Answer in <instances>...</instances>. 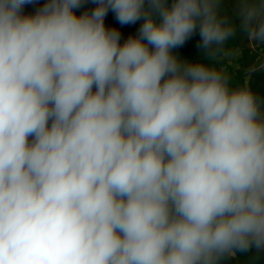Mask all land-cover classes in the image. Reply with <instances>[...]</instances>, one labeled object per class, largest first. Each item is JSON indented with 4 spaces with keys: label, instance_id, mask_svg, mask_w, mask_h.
<instances>
[{
    "label": "clouds",
    "instance_id": "clouds-1",
    "mask_svg": "<svg viewBox=\"0 0 264 264\" xmlns=\"http://www.w3.org/2000/svg\"><path fill=\"white\" fill-rule=\"evenodd\" d=\"M0 0V264H222L264 251V97L204 59L264 0ZM143 21L136 35L105 26ZM264 67V65H262Z\"/></svg>",
    "mask_w": 264,
    "mask_h": 264
},
{
    "label": "trees",
    "instance_id": "trees-1",
    "mask_svg": "<svg viewBox=\"0 0 264 264\" xmlns=\"http://www.w3.org/2000/svg\"><path fill=\"white\" fill-rule=\"evenodd\" d=\"M46 0H37L33 4L26 5L23 9L24 14H34L36 9L43 6ZM96 5L92 3V0H84V3L79 9H76L75 12L77 15L82 14L83 12H91ZM223 13L227 14L235 23H239L236 14L231 9L228 0H223L221 5ZM143 21H137L135 24L121 25L118 20L115 18V15L110 11L105 17V26L107 28H116L121 33V43L126 40L130 35L134 36L137 34L138 29ZM241 33L237 32V35L229 40L225 45V50H233L241 48ZM199 42V35H194L191 40H189L182 48L174 50L175 53L183 60L188 61H201L206 64H210L217 68V61H210L204 59L202 52L197 48ZM230 84L233 87L247 85L254 91L258 96L264 97V67L255 69L249 79V82H246L243 74L236 70L230 72ZM229 264H264V251H257L255 248L251 249L248 252H237L235 258H230Z\"/></svg>",
    "mask_w": 264,
    "mask_h": 264
},
{
    "label": "rangeland",
    "instance_id": "rangeland-1",
    "mask_svg": "<svg viewBox=\"0 0 264 264\" xmlns=\"http://www.w3.org/2000/svg\"><path fill=\"white\" fill-rule=\"evenodd\" d=\"M233 12L237 8V0H228ZM241 48L225 50L226 55H221L216 61L217 69H223L228 74L240 71L246 82H249L252 72L264 65V45H257L246 34L241 33ZM231 257L223 260L222 264H229ZM235 258V256L233 257Z\"/></svg>",
    "mask_w": 264,
    "mask_h": 264
}]
</instances>
